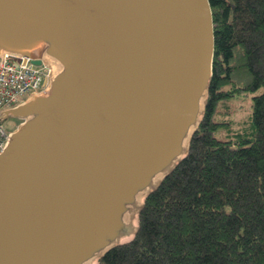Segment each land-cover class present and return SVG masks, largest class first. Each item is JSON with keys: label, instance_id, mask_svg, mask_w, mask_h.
<instances>
[{"label": "water", "instance_id": "obj_1", "mask_svg": "<svg viewBox=\"0 0 264 264\" xmlns=\"http://www.w3.org/2000/svg\"><path fill=\"white\" fill-rule=\"evenodd\" d=\"M214 29L209 0H0V57L49 66L2 112L0 264H100L137 235L203 121Z\"/></svg>", "mask_w": 264, "mask_h": 264}, {"label": "trees", "instance_id": "obj_2", "mask_svg": "<svg viewBox=\"0 0 264 264\" xmlns=\"http://www.w3.org/2000/svg\"><path fill=\"white\" fill-rule=\"evenodd\" d=\"M213 77L188 156L100 264H264V0H209ZM253 94L251 114L238 99Z\"/></svg>", "mask_w": 264, "mask_h": 264}, {"label": "built area", "instance_id": "obj_3", "mask_svg": "<svg viewBox=\"0 0 264 264\" xmlns=\"http://www.w3.org/2000/svg\"><path fill=\"white\" fill-rule=\"evenodd\" d=\"M49 77L48 64H31L30 59L5 54L0 57V117L5 109L23 102L32 93L44 89L43 83ZM9 131L0 120V152L4 149Z\"/></svg>", "mask_w": 264, "mask_h": 264}, {"label": "rangeland", "instance_id": "obj_4", "mask_svg": "<svg viewBox=\"0 0 264 264\" xmlns=\"http://www.w3.org/2000/svg\"><path fill=\"white\" fill-rule=\"evenodd\" d=\"M252 95L253 94H249V95H246L244 97H242L241 99H238V103L239 105H242V108H241V114H243L244 116H247L249 114H251V111H252V103H253V99H252ZM22 121L20 119H10V121L8 123H5V126L6 128L10 131L14 130L17 125H18V122L19 121ZM21 123V122H20ZM19 123V124H20Z\"/></svg>", "mask_w": 264, "mask_h": 264}, {"label": "flooded vegetation", "instance_id": "obj_5", "mask_svg": "<svg viewBox=\"0 0 264 264\" xmlns=\"http://www.w3.org/2000/svg\"><path fill=\"white\" fill-rule=\"evenodd\" d=\"M10 119H15V118H12V117H8L5 121H4V123H8L9 121H10ZM17 120V119H16ZM19 121V120H18ZM21 121H19L18 122V124L20 123Z\"/></svg>", "mask_w": 264, "mask_h": 264}]
</instances>
